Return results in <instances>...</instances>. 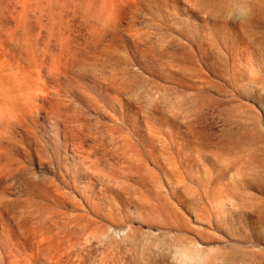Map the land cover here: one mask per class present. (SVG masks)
Listing matches in <instances>:
<instances>
[{
    "label": "rangeland",
    "instance_id": "374dc122",
    "mask_svg": "<svg viewBox=\"0 0 264 264\" xmlns=\"http://www.w3.org/2000/svg\"><path fill=\"white\" fill-rule=\"evenodd\" d=\"M0 264H264V0H0Z\"/></svg>",
    "mask_w": 264,
    "mask_h": 264
}]
</instances>
